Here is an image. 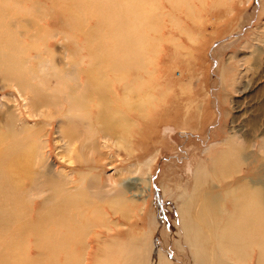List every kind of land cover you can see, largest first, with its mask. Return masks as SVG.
<instances>
[{"label":"rangeland","instance_id":"1","mask_svg":"<svg viewBox=\"0 0 264 264\" xmlns=\"http://www.w3.org/2000/svg\"><path fill=\"white\" fill-rule=\"evenodd\" d=\"M136 1L132 46L150 74L132 92L105 61L115 41L95 47L58 22L25 65L76 63L87 81L78 109L64 87H23L37 81L10 79L0 64V204L21 201L34 221L66 199L79 228L57 260L34 235L20 247L41 264H264V216L244 213L256 202L241 191L264 183V0ZM40 162L65 190L53 202L50 188H31ZM8 229L0 242L17 245Z\"/></svg>","mask_w":264,"mask_h":264},{"label":"bare ground","instance_id":"2","mask_svg":"<svg viewBox=\"0 0 264 264\" xmlns=\"http://www.w3.org/2000/svg\"><path fill=\"white\" fill-rule=\"evenodd\" d=\"M29 1H33L34 4L38 3V0H22L23 4L21 6L17 4L19 3L17 0H9V2L0 0V64L5 65L4 69L10 79L24 80L28 81V83L37 81V84H33L32 86L22 82L23 87L32 90L36 87L41 89L46 87L53 91L59 90L58 87L60 89L64 87L66 91L68 90V94L65 97L71 110H76L79 101L83 100L84 96H79L78 94L85 93L87 89V84L85 83L87 81L84 82L83 77L79 74L80 70H76V63L72 69L64 71L57 70L54 63V66L51 65V60H41L37 64V69L33 68L32 70L25 65L31 63V53L39 49V45H48L49 39L44 38V36H47L44 27L52 26L56 22H58V27L62 31L66 32V30L74 28L79 36H84L85 39L95 42V47L101 48L100 44L103 43L104 38L105 41H115L114 47L104 54L105 61L112 62L113 69L116 71V80L124 83L125 90L132 92V87L136 84V81L142 79V82H144L140 71L145 69V73L147 75L150 74L148 66H143L139 62L137 46H132V40L138 36L137 26L139 19L136 24L138 1L50 0L51 7L48 11H45L46 9L44 11L41 9L27 10L23 6H26ZM170 1L179 2L180 0ZM183 1L187 3L189 0ZM12 2H14V5L7 6V4ZM90 21H94L96 26L90 27ZM65 38L68 39L64 36L63 39ZM36 55L34 59H39L41 51L38 50ZM135 58L137 62H135ZM19 72L22 75H17ZM93 79H91L92 84L98 83ZM145 81V85H151V78ZM140 87L143 88V86ZM21 91L23 92L22 89ZM33 102L36 105L41 100L37 96ZM103 139L105 141L101 145L105 146L110 138L104 135ZM3 152L7 153V148L2 149L0 146V168L4 164ZM14 165L16 164L13 163L12 166ZM53 173L54 169L52 166H48L47 163H41V167L38 170L39 176L33 179L31 186L38 193L42 192L45 188H50L52 190V196L50 197L52 202L58 199L57 192L59 195L60 191L62 194L65 192L62 183L51 175ZM257 184L258 186L251 191L241 190L247 196V200L251 199L256 202L250 210L244 211V213H248L251 216L250 218L253 215L264 216V183L259 178ZM68 204L69 202L66 199L57 202L49 210L45 209L41 211L34 221L27 220L29 214L27 215L26 213L27 209L23 210L21 201L0 204V234H11L12 237L13 233L11 232L13 229L9 230L8 226L15 225L16 233L14 234L18 237L17 245L14 240L10 241L11 237L7 241L2 240L0 242V264H41V259L39 261L29 259L27 252L23 247H20L25 245L23 238L26 235H34V245L41 251V255L42 251L44 254L46 251L45 255L57 260L60 255L57 257L54 253L65 246H70L73 239L71 236L76 234V228L79 229L74 214H71V212L69 214L67 210ZM19 209L21 210L20 213ZM246 225L248 226V224ZM65 232L70 236L69 239L64 238ZM17 250L18 253H22L21 256L19 254L18 259L14 257V253ZM17 260L20 262H17Z\"/></svg>","mask_w":264,"mask_h":264}]
</instances>
